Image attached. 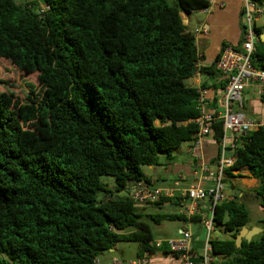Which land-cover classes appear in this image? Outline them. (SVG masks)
Returning a JSON list of instances; mask_svg holds the SVG:
<instances>
[{"label": "trees", "instance_id": "1", "mask_svg": "<svg viewBox=\"0 0 264 264\" xmlns=\"http://www.w3.org/2000/svg\"><path fill=\"white\" fill-rule=\"evenodd\" d=\"M209 6V0H0V61L37 82L26 100L0 88V264H95L119 242L138 243V256L172 255L155 246L144 218L155 224L189 218L145 213L148 204L130 199L129 184H152L142 167L173 164L175 151L196 138L200 89L186 80L197 74L199 53L182 13ZM252 63L264 70L260 38ZM260 98L264 103V92ZM211 126L221 143L222 121ZM244 169L260 181L250 192L264 211V125L242 137L226 170L233 190L236 171ZM103 176L114 178L115 191ZM214 221L229 234L210 241L216 264H264V231L236 246L250 221L239 195L216 205Z\"/></svg>", "mask_w": 264, "mask_h": 264}, {"label": "built area", "instance_id": "2", "mask_svg": "<svg viewBox=\"0 0 264 264\" xmlns=\"http://www.w3.org/2000/svg\"><path fill=\"white\" fill-rule=\"evenodd\" d=\"M205 10L207 8H204ZM264 14V4L255 0H244L243 38L238 47L227 44L222 47L220 55L216 60V68L221 74L224 85L218 91V96L210 103L206 100V90H200L201 114L197 119L198 132L193 141V147H200L202 140L212 135V124L222 121L223 137L217 156L215 168L207 162L200 161L195 164L196 181L187 187H182L183 177L176 179L173 187L168 189L154 187L145 182H137L130 190V199L137 204L155 203L162 197H174L176 191H180V204L182 213L189 219L199 212L202 202L208 201V211L202 217V226L207 229V239L202 248L200 264H216V257L213 254L210 233L213 231L214 210L217 204L229 198L225 195L226 170L236 160V150L239 147L242 137L250 131L258 129L264 123L250 120L244 112V89L251 84H256L262 94L264 92V70L256 68L253 63V54L256 51V43L259 41V34L256 30V18ZM199 57V55H198ZM200 73L199 60L197 63ZM211 104H214L211 106ZM237 172V171H236ZM210 185H205V182ZM193 233L190 229H182L180 236L166 240L155 241L157 248L164 245L173 255V258L181 264H196L191 258L193 245ZM151 252H144L143 256L122 262L114 258L111 264H158L153 259ZM95 264H100L95 259Z\"/></svg>", "mask_w": 264, "mask_h": 264}, {"label": "crops", "instance_id": "3", "mask_svg": "<svg viewBox=\"0 0 264 264\" xmlns=\"http://www.w3.org/2000/svg\"><path fill=\"white\" fill-rule=\"evenodd\" d=\"M176 2V0H174ZM210 6L205 10L201 9L194 11L192 13H182V18L184 23L187 25L188 29L195 34L196 44L199 53V65L201 68H215V73H197L193 77L186 80V84L189 86L196 87L198 89H205L206 94L205 98L210 103L218 96V91L224 85V81L221 78L220 72L216 68V60L220 55L221 49L224 44H231L238 47L243 38V30L241 26L242 11L244 0H209ZM198 12L195 17L194 13ZM263 15V14H262ZM259 15L256 18V28H261L260 35L264 33V24H258V19L262 16ZM194 18V19H192ZM196 20V21H195ZM191 25V26H190ZM190 27H193L191 29ZM257 30V29H256ZM264 42V41H263ZM259 87L256 84H251L244 89V112L247 117L255 122L264 123V103L260 98ZM214 104H211L213 106ZM220 149V143H218L212 135L206 136L202 140L200 147H193V142H191L184 156L176 155V161L164 167L165 172L172 173L173 182L167 183L163 174L159 170V166H156L155 169L158 171V175L150 176L152 178V186H154V179L163 180V186H154L158 188L168 189L173 187V183L176 179L183 177L182 187H187L190 183L196 181L195 175V164L203 161L210 163L215 168L217 161V156ZM236 177L232 180L235 186H238L239 189L233 190V193L229 194L227 197H232L234 194H237L239 191V197L246 202L247 206H253V212L256 213L257 218L261 224H263L262 232L264 231V211L259 207L257 201L251 195V190L260 185V181L252 176L248 169L242 171H237ZM157 174V173H156ZM135 183H130V190L133 189ZM205 185H210V182L206 181ZM175 196L181 197L180 191L175 192ZM238 195V194H237ZM182 198V197H181ZM167 206H174L179 209V212L182 213V206L180 204L174 205L172 203L162 204L159 208H166ZM209 202L204 201L199 206V212L193 216L197 217L200 221L202 220L203 215L208 211ZM250 209V207H248ZM172 212H176L173 210ZM250 212V210H249ZM192 217V218H193ZM199 217V218H198ZM193 222L189 219V225ZM202 224V222H201ZM259 226V225H253ZM251 229V226L249 227ZM185 229H190L193 233V245L191 250V258L196 264H200V256L202 253V248L205 244V241L202 242L201 239H198L195 236L194 231L188 227ZM260 232V233H262ZM258 235V234H257ZM256 236V235H255ZM156 241V240H155ZM114 251V248L109 249L108 252L111 253ZM144 255V253H143ZM142 255V256H143ZM153 260L158 264H181L178 260L174 259L172 255L165 254L162 250L152 253ZM137 257H139L137 255ZM116 258L114 256H109L106 260L100 262V264H111V261ZM117 259V258H116Z\"/></svg>", "mask_w": 264, "mask_h": 264}, {"label": "rangeland", "instance_id": "4", "mask_svg": "<svg viewBox=\"0 0 264 264\" xmlns=\"http://www.w3.org/2000/svg\"><path fill=\"white\" fill-rule=\"evenodd\" d=\"M20 1H28V0H20ZM170 4H175L174 0H169ZM198 12L194 13L193 17L197 15ZM194 19V18H192ZM196 21V20H195ZM258 24H264V14L258 19ZM191 26V25H190ZM193 29V27H190ZM3 81V82H2ZM36 78L35 76H26L24 75L15 65L8 61H0V88L2 89H10L13 91H16L18 95L23 99L26 100L28 93L31 90V84H36ZM245 104V101H244ZM191 142H184L180 148H178L175 151V155L178 156H184L186 155V149L188 145ZM165 167H167L165 165ZM156 166H143V172L146 175L150 176H157L158 171L155 169ZM161 174H163L164 178L163 180H166L167 183H170L173 180L172 173H167L164 170V167L159 166L158 167ZM157 173V174H156ZM155 178V177H154ZM163 180H157L154 179V186H163L162 182ZM102 181L107 185V187L113 191L116 190V183L113 177L110 176H103ZM173 182V181H172ZM171 184V183H170ZM233 193V189L231 188V184L226 181L225 183V195L228 196L229 194ZM103 193H99V198L102 197ZM126 192H121L119 195L124 196ZM163 203L164 204H168ZM145 213H165V212H172L175 210L177 213L179 212L178 208H175L174 206H167L166 208H159L158 205H145ZM250 207V221L248 226L251 228L259 227L263 229V224H261L257 218L256 213L253 212V206ZM145 221H147L152 226V232L154 234V238L156 241L158 240H166L169 238H177L180 236V232L182 229L190 227L194 233L195 236H197L198 239H201L202 242H204L207 239V229L202 226L200 220H191L193 222L189 225V220H180V219H171V220H164L160 224H155L150 219L144 218ZM253 225H259L254 226ZM260 234V233H259ZM229 238V234L224 230L223 225L216 223L213 221V231L210 233V239H227ZM139 253V245L135 242H119L114 245V251L109 253L108 251L104 252L98 259L100 262L106 260L110 255L117 258V260L126 262L131 259L137 258V255ZM220 259H217V261ZM218 264V263H217Z\"/></svg>", "mask_w": 264, "mask_h": 264}, {"label": "water", "instance_id": "5", "mask_svg": "<svg viewBox=\"0 0 264 264\" xmlns=\"http://www.w3.org/2000/svg\"><path fill=\"white\" fill-rule=\"evenodd\" d=\"M260 40L264 41V33L260 35ZM237 194L239 195V191H237ZM260 232H262V229L259 227L249 229L247 226H244L236 238V246L241 247L243 240L250 242Z\"/></svg>", "mask_w": 264, "mask_h": 264}]
</instances>
